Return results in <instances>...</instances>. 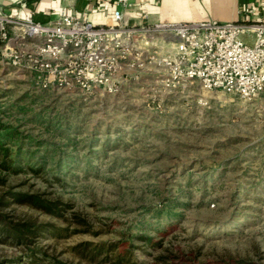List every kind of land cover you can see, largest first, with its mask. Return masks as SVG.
<instances>
[{"label":"rangeland","instance_id":"1","mask_svg":"<svg viewBox=\"0 0 264 264\" xmlns=\"http://www.w3.org/2000/svg\"><path fill=\"white\" fill-rule=\"evenodd\" d=\"M26 1L0 0V17ZM125 77L43 87L0 53V215L40 226L29 242L0 227V264H264V93Z\"/></svg>","mask_w":264,"mask_h":264},{"label":"built area","instance_id":"2","mask_svg":"<svg viewBox=\"0 0 264 264\" xmlns=\"http://www.w3.org/2000/svg\"><path fill=\"white\" fill-rule=\"evenodd\" d=\"M131 3L115 0L104 24L89 20L93 11L61 13L48 22L24 17L20 10L5 14L0 17L2 59L43 87L113 92L128 73L148 71L165 90L197 82L206 91L243 99L264 93V18L253 6L229 22L128 24L123 10Z\"/></svg>","mask_w":264,"mask_h":264},{"label":"crops","instance_id":"3","mask_svg":"<svg viewBox=\"0 0 264 264\" xmlns=\"http://www.w3.org/2000/svg\"><path fill=\"white\" fill-rule=\"evenodd\" d=\"M30 1L24 3L25 9H19L21 15L39 22H48L61 13L83 16L85 12L93 11L88 16L89 20L104 24L110 20L115 8V0ZM248 5L255 8L258 18H264V0H132L131 5L123 11L128 24L205 20L229 22L238 20L241 16L240 10ZM19 10L7 9L6 12L14 16Z\"/></svg>","mask_w":264,"mask_h":264},{"label":"trees","instance_id":"4","mask_svg":"<svg viewBox=\"0 0 264 264\" xmlns=\"http://www.w3.org/2000/svg\"><path fill=\"white\" fill-rule=\"evenodd\" d=\"M1 127V123H0ZM3 129V128H2ZM10 136H8L7 132L0 131V168L3 170H10L13 164L12 160V148L6 147L5 141ZM33 203L35 205L40 206L42 209H45L48 212H52L57 215L60 214L59 203L54 202H45L39 200L38 198H33ZM0 227L1 229L7 233L12 234L19 240L28 241L30 238L35 237L40 232V226L37 223H20L14 224L12 222H6V218L0 215Z\"/></svg>","mask_w":264,"mask_h":264}]
</instances>
